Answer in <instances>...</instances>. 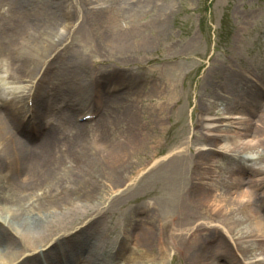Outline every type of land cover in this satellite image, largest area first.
<instances>
[{
    "label": "bare ground",
    "instance_id": "bare-ground-1",
    "mask_svg": "<svg viewBox=\"0 0 264 264\" xmlns=\"http://www.w3.org/2000/svg\"><path fill=\"white\" fill-rule=\"evenodd\" d=\"M5 1L7 0H0V3ZM31 1L27 0L26 2L33 5L35 2L31 3ZM116 1L89 0L91 2L89 4H92L91 9L94 13L96 12L98 19L96 22L98 34H94V29L93 31L92 29L83 31L82 42L85 43V47L96 44L97 41L95 42L93 38L99 36L101 38L104 36V31L110 30L113 21L116 20L112 15L113 9L116 8L113 6ZM133 1L138 4L139 2L152 4L155 10L152 13V21L158 22L156 23L158 24L157 29L163 32L170 16L162 6L165 4V0L161 4L155 3L154 0ZM124 3V8L117 12V17H124L127 11L130 13L136 10V7L127 6V3ZM128 3L131 4L130 1ZM9 4L11 6L7 8L8 10H0V14L2 13L0 21L3 26V30L0 29V70L8 67L9 64L12 67L8 46L12 38L19 33L17 30L13 31V36L11 33H7V29L10 27L6 28L5 25L10 24L4 23V20L8 19L5 17V13L8 14L12 10L16 14L17 10H22L13 6L15 4L13 0ZM55 4L57 7L60 6V9L57 10L60 12L50 13L49 7ZM71 4V0H60L59 3L48 0V3H40L44 6H42V11L34 12L32 15L34 23L42 25V32L31 33L34 36L33 40H27L24 47L16 48V50L15 48L13 50L12 47L11 55L12 51H15L18 58L17 72L13 74L14 70L11 68L12 73H8L7 77L0 75L2 87L1 82H5L7 79H10V84L13 85L9 88L8 93L3 91L9 97L6 98L5 103L2 104L0 100V164L4 159L3 164L7 163V168L15 164L21 165L26 169L23 171L26 172L25 175L29 179L32 178L31 186H25V181L22 178L19 181L20 186L15 187L13 179L17 175V168L13 166L14 171L9 178L3 177L0 172V264H80L82 262L83 264H112L117 259H122L120 264L154 263L168 259H171L172 262L181 261L180 264H264V218L261 214L262 211L264 212V207H262L264 192L261 194L263 199L261 204V202L258 203V194L253 189L255 186H260L261 176L264 175V165L259 161L263 160L261 148L264 147V133L259 134V132L264 127V124L261 125L264 123V111L260 116L261 119L256 121L251 119L250 114L254 110V104L260 98L252 96L246 100L241 97L240 92L237 91L239 78L235 75H228L227 80L218 82L220 85L217 91L213 90L215 97L204 103L207 108L205 114L200 117V132L203 131L202 133L193 132L192 141L183 139V142L177 143L178 146L170 142V137H166L158 145L159 152L163 154L160 157L162 158L160 166L165 165L167 168L165 181L170 188L167 199L169 203L161 206L168 212L167 222H158L157 224L160 234L156 242L158 253H153L147 247L140 245V241L149 235L150 228H146L148 225L146 212L140 213L145 215L144 220L142 217L138 219L137 215H134L135 225L143 224L142 234L127 233V237L131 238L132 242L128 253L121 254L122 258H118L111 247L108 238L109 230L106 227L103 228V231L99 228L100 234L97 236L90 231L97 228L95 222L90 221L85 228H82L84 224L75 226L77 221L82 220L83 209L87 210L83 203L75 208L73 201L76 199H69L70 209L64 218H59L56 210L61 209V204L65 203L61 202L60 196L67 192L71 193L74 186L77 185L80 189L85 190L90 183L89 174L87 178L83 179L76 178V175L81 173L82 176L86 172H90L96 154L87 155L82 151L86 135L89 132H87L88 126L87 124L77 126L74 121L79 117L85 118L84 114L91 106L90 102L88 106H86L87 103H85L86 105L78 103L82 108H79L76 102L72 104L76 106L68 103L66 106L60 107L58 112L53 114L55 117V121L52 122L53 127L36 144L20 143L14 139L10 129L14 132L15 130L19 131V137H25V132L26 135L31 134V131L26 128L25 120L21 122L19 118L22 114L21 111L25 109L20 105L27 102L28 97L32 94L34 90L32 84L34 85L38 77L41 76L39 71L43 70L44 66H47L44 71L45 76L38 83L37 92L34 95L35 102L40 105L38 108L41 111L36 112L37 119H41L46 114L43 98L51 95L50 91H44V94L40 93L39 87L43 84L51 85L58 82L60 86L57 89L68 90L70 96L74 97L76 101L78 99L89 101L88 97H93L94 94L96 97L98 95L97 90H93V83H96L97 78L94 82L95 78L90 82L81 80L79 83L75 81L76 77L73 78L74 75H80V71L86 68L82 61H77L75 68V62L72 63L67 59L62 60L66 57L61 53L62 48L72 41L71 36H74L77 30L82 31V26L79 29L78 25L71 26L69 24L70 21H73ZM28 7L30 9V5ZM105 10L110 13H106ZM29 13L31 11L23 17L16 18V21L13 22L15 29L32 26L28 20L31 15ZM51 14L55 15L53 19ZM109 14L113 18L106 21ZM146 16L147 13L143 12L141 17L146 18ZM118 22L120 23V27L116 28L118 33L121 29H124L125 34L128 33L127 27L123 25L122 28V21ZM144 22L146 20L143 21V26ZM57 24L61 26L57 27V29L61 28V30H57L58 32L55 30ZM137 27H134L133 30H137ZM80 32L78 31V34ZM50 75L61 76L51 82ZM64 75H69L71 78L66 79ZM21 77H23L21 83H23L24 89H29L26 97L19 96L18 93L21 89L14 82L19 81L18 79ZM255 80H262L264 83V77L256 76ZM44 81L46 82L44 83ZM89 91L94 92L89 93ZM223 92L228 95L225 98L231 100L223 104L220 113L214 114L213 109L216 110L218 103L223 101L225 95L222 94ZM48 99L46 101H49ZM62 101L66 102V100ZM55 106L54 104L50 110L57 109ZM63 107L65 108L63 109ZM216 115H220V117L214 118ZM97 121L91 124V127L102 128L97 124L99 123ZM6 126L9 127L8 132ZM258 127H260V131ZM35 129L37 131L36 127ZM91 132L92 135L101 134L98 129L90 130ZM196 141L199 142L197 151L193 144ZM58 146L59 149L56 151ZM97 150L102 151L100 148ZM210 151L217 152L218 156L208 155ZM55 152H57V158L63 160L67 165V167L61 166L57 159L59 170L63 169L61 175L58 171L52 175L51 172L55 167L48 166L55 156ZM103 153L110 155L105 151L100 154ZM244 154L250 161L247 170L249 179L246 183L241 177L242 164L234 162L236 155L243 156ZM223 159L231 161L224 163L221 162ZM253 163L254 165H252ZM158 169V167L155 168V170ZM142 180L141 178L128 185L126 192V189L121 188V193L117 195L118 199H123L121 203L125 202L127 192L136 193L138 199L142 200L143 194H138ZM113 182L115 187H121L119 185L121 180ZM50 198L57 199V202L47 203ZM128 198L130 201V197ZM150 204L151 202L147 206H151ZM108 208L109 206L105 208V211ZM152 209L155 213L156 208L152 207ZM101 217L99 212L97 219ZM71 225L74 226V229L69 231L68 228ZM136 226L133 228L134 231L139 229ZM61 232L62 236L56 237ZM205 233H212L211 240ZM125 236L126 233L121 241ZM42 246H44L43 250L39 252L38 250ZM230 247L238 248L237 253H232ZM102 249H105L106 252L103 253ZM136 249L139 250L136 251Z\"/></svg>",
    "mask_w": 264,
    "mask_h": 264
},
{
    "label": "rangeland",
    "instance_id": "rangeland-1",
    "mask_svg": "<svg viewBox=\"0 0 264 264\" xmlns=\"http://www.w3.org/2000/svg\"><path fill=\"white\" fill-rule=\"evenodd\" d=\"M10 1L0 3V10H8L7 8L11 6ZM26 1L13 0L15 3L13 6L22 10H17L16 14L12 10L8 14L5 13V17L8 19L4 20V23H9L10 27L12 26L7 29V33L12 34L15 30L19 32L12 38L8 46L11 66L15 73L17 72L18 58L14 51L11 55V49L12 47L13 50L24 47L27 40H33L32 37L34 36L31 33L42 32V25L34 23L32 14L42 11L43 5L40 3H48V0H32L31 3L35 2L33 9V5ZM58 1L60 2V0H53V3H59ZM71 1V18L73 21L70 23L75 24L76 20L79 19L83 22L79 24L82 26V31H79L80 34L74 37L75 44L67 47L68 58L71 62H75V68L77 61H82L86 66L84 70L80 71V75H74L73 78L76 77L75 81L78 83L81 80L90 82L95 78L94 82L97 78L96 83L92 82L93 90L104 92L111 101L108 102L103 114L98 119L99 121H97L99 122L97 124L101 125L102 128L87 125V132H89L86 135L82 151L86 152L87 155L95 153L96 156L93 158L90 172H86L82 176L79 173L76 178H87L89 174V186L84 190L77 185L74 186L71 193L67 192L61 195L59 199L65 203H62L61 209L56 211L59 218H64L70 209L69 199H76L73 201L75 208L83 203L87 210L83 209L82 220L77 221L75 226L87 225L90 221L95 222L97 228L90 231L97 236L100 234L98 229L101 228L103 231V228L106 227L109 230L108 238L111 247L118 258H122L121 254L126 255L130 250L132 239L127 237V233L142 234L143 224H141L142 227L136 226L134 215L136 214L138 219L142 217L144 220L145 215L140 213L146 212L148 219L146 228H150L149 235L140 241V245L147 247L153 253H158L156 242L160 234L157 224L158 222H167L168 212L161 206L169 203L167 199L170 194V188L165 181L167 168L165 165L160 166L162 159L160 157L163 154L159 152L158 145L163 139L170 137V142L178 146L177 143L183 142V139L192 141L193 132L202 133L203 131L200 132V117L205 114L207 108L204 103L213 100L215 97L213 90L217 91L220 85L218 82L227 80L228 75H239L240 82L247 81L248 78L254 79L256 76L264 77V0H165V4L162 6L170 16L163 32L157 29L158 24L156 23L158 22L152 21V13L155 10L151 3L139 2L138 4L133 0H117L113 5L116 8L113 9L112 15L116 20L113 21L112 27L107 32H103V37H94V41H97L96 44L87 47L82 42V33L89 29L92 31L94 29V34L97 33L96 12L92 11V4H89L91 3L89 0ZM129 1L131 4L128 3ZM154 1L161 4L164 0ZM124 2L127 3V6L136 7V10L130 13L127 11L124 17H117V12L124 8ZM135 4L136 6H134ZM51 6L48 9L50 13L60 12L57 11L60 6L57 7L56 4ZM25 10L31 11L28 20L32 26L15 29L13 22L16 21V18L28 14ZM143 12L147 13L146 18L141 17ZM106 13H110V11H106ZM51 16L52 19L55 17L54 14ZM111 18L113 17L109 14L106 21ZM142 18L143 20H141ZM119 20L122 21V28L123 25L127 27L128 33L125 34L124 29L118 33L116 28L117 26L120 27ZM144 20L146 22L143 26ZM58 25L60 24L56 25V31L61 30V28L57 29V27H61ZM134 27L138 29L133 30ZM0 29L3 30L1 21ZM28 34L30 35L28 36ZM147 63L156 65L159 75L149 74L146 68ZM9 70H11L10 64L0 70V75L7 76L10 73ZM43 72L41 71L40 74ZM65 77L71 78L69 75H65ZM4 86L5 88L0 85L2 104L5 103L6 98H9L6 95L8 93L6 88L10 85ZM17 86L21 89L18 93L19 96H25L26 90H23L21 83ZM253 87L254 85L248 89H242L239 86L238 89L239 92L241 90V93L242 90H245L244 98L246 100L251 97V92L253 97L258 96L260 98L259 101L256 99L257 103L254 104L253 112V104L251 105L250 111L252 113L249 112L251 119H253L252 115L255 113V109L264 103L261 102L264 101V88ZM4 90L6 93L3 92ZM93 92L89 91V93ZM222 94H225L223 101L218 103L216 110L213 109L214 114L220 113L223 104L231 100L226 99L228 97L226 93L223 92ZM66 96L65 100L69 102L82 103L79 99L76 101L68 92ZM88 99L93 98L88 97ZM54 103L56 104V101ZM263 124L261 123V125ZM7 127L8 132L9 127ZM96 129L100 131V135L90 133V130ZM258 130L260 131V127ZM262 133H264V127L259 132V134ZM193 144L195 151H197L199 142L196 141ZM97 148L110 155L100 154L101 152ZM58 149L59 146L56 151ZM261 152L263 153V160L259 161L264 165V147L261 148ZM216 154L218 153L210 151L208 155L218 156ZM236 156L234 162L241 164V159L244 157ZM57 159V152H55V156L48 163L49 167H55L53 168L54 171L51 172L52 175L57 171L60 175L63 174V169L59 170L58 168ZM156 160L158 161L155 162ZM222 161L227 163L231 160L223 159ZM58 163L67 167L63 160H59ZM244 163L246 165L248 162L244 159ZM18 167L20 173L13 185L15 187L20 186L19 181L23 178L24 185L31 186L32 178L29 179L25 175L26 172H23L26 169L21 165ZM157 167L159 169L155 170ZM246 168L249 169V167L242 166L241 174L245 183L249 179ZM141 178L143 180L140 183L138 194H143L142 200L138 199L136 193L127 192L125 202L121 203L123 199L117 198V195L121 193V188L126 189V192L128 185ZM261 178L260 184H264V175ZM114 180H121L120 188L115 187ZM253 189L258 194L257 197L261 196L264 192V185L255 186ZM128 197H130V201ZM261 200L262 204L263 199L261 198ZM52 201L57 202V199L52 200L50 198L47 203L54 204ZM149 202H151V206L148 207ZM260 202L258 201V203ZM108 206L109 208L105 211ZM152 207L156 208L155 213ZM99 212L102 217L97 219ZM261 214L264 218L263 211ZM49 220L51 219L49 218ZM134 226L139 229L134 231ZM73 227V225L69 226L68 230L72 231ZM124 233L126 236L121 241ZM62 234L61 232L56 237H61ZM205 235L211 240L212 233H205ZM153 237L154 240H152ZM104 242L106 241L104 240ZM230 248L232 253H237L238 248ZM138 250L136 249V251ZM101 251L106 252L105 249ZM121 260L117 259L112 264H120ZM180 263L181 261L172 262L171 259H168L142 264Z\"/></svg>",
    "mask_w": 264,
    "mask_h": 264
}]
</instances>
